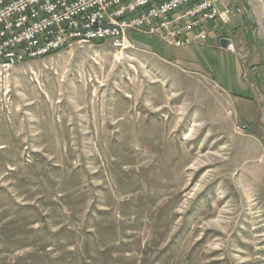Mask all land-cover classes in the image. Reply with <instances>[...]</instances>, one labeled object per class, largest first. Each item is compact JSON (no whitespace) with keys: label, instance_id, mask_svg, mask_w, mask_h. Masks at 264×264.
I'll list each match as a JSON object with an SVG mask.
<instances>
[{"label":"rangeland","instance_id":"1","mask_svg":"<svg viewBox=\"0 0 264 264\" xmlns=\"http://www.w3.org/2000/svg\"><path fill=\"white\" fill-rule=\"evenodd\" d=\"M131 37L0 71V264H264V122Z\"/></svg>","mask_w":264,"mask_h":264},{"label":"built area","instance_id":"2","mask_svg":"<svg viewBox=\"0 0 264 264\" xmlns=\"http://www.w3.org/2000/svg\"><path fill=\"white\" fill-rule=\"evenodd\" d=\"M222 0H0V71L76 44L110 42L122 49L132 35H152L172 48L205 46L243 7ZM247 126H238L243 131Z\"/></svg>","mask_w":264,"mask_h":264},{"label":"crops","instance_id":"3","mask_svg":"<svg viewBox=\"0 0 264 264\" xmlns=\"http://www.w3.org/2000/svg\"><path fill=\"white\" fill-rule=\"evenodd\" d=\"M227 4L244 7V13L211 31L205 46L178 48L174 58L213 77L243 123L264 122V0H222L220 6ZM222 37L234 41V52L221 47Z\"/></svg>","mask_w":264,"mask_h":264},{"label":"water","instance_id":"4","mask_svg":"<svg viewBox=\"0 0 264 264\" xmlns=\"http://www.w3.org/2000/svg\"><path fill=\"white\" fill-rule=\"evenodd\" d=\"M220 44H221L222 48H225L226 50H229L232 52H234L236 49L234 47V41L229 37H222L220 39Z\"/></svg>","mask_w":264,"mask_h":264},{"label":"bare ground","instance_id":"5","mask_svg":"<svg viewBox=\"0 0 264 264\" xmlns=\"http://www.w3.org/2000/svg\"><path fill=\"white\" fill-rule=\"evenodd\" d=\"M161 42H163V41H161ZM165 44V43H164ZM115 48H117V46L116 45H114V44H112ZM124 47H127V46H124ZM124 47H122V48H124ZM35 58H37V56L35 55V56H29V60H31V59H35Z\"/></svg>","mask_w":264,"mask_h":264}]
</instances>
